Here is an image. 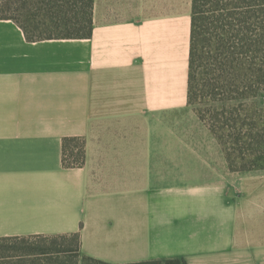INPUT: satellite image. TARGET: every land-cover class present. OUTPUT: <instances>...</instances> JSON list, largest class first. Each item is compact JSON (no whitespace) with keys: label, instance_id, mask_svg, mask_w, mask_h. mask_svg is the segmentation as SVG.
<instances>
[{"label":"crops","instance_id":"1","mask_svg":"<svg viewBox=\"0 0 264 264\" xmlns=\"http://www.w3.org/2000/svg\"><path fill=\"white\" fill-rule=\"evenodd\" d=\"M94 2L89 38L30 41L0 19V238L79 233L114 264H264V169L231 171L189 104L193 0Z\"/></svg>","mask_w":264,"mask_h":264},{"label":"trees","instance_id":"2","mask_svg":"<svg viewBox=\"0 0 264 264\" xmlns=\"http://www.w3.org/2000/svg\"><path fill=\"white\" fill-rule=\"evenodd\" d=\"M94 1L0 0V19L16 22L30 41L89 38L93 33ZM249 98L256 100L255 116L244 108ZM188 100L222 145L231 171L264 169V0H193ZM64 152L66 166L79 165L84 144L76 138H65ZM69 238L75 242L69 249L79 254L81 264H114L82 255L79 233L0 241L35 239L57 244L62 240L65 245ZM32 247L39 253L48 252L40 245ZM30 261L40 263L37 259ZM122 264L189 263L185 258H171Z\"/></svg>","mask_w":264,"mask_h":264},{"label":"rangeland","instance_id":"3","mask_svg":"<svg viewBox=\"0 0 264 264\" xmlns=\"http://www.w3.org/2000/svg\"><path fill=\"white\" fill-rule=\"evenodd\" d=\"M245 104L244 108L249 110V114H253L256 100L249 98ZM253 116H255V114H253ZM71 160L75 161L74 159ZM61 243H63L62 240H58L57 244H54L52 240H2L0 241V256L7 257L5 259H0V263L7 261L8 263H18L19 260H27L28 264H33L30 260L37 259L40 262L38 264H74L75 262L81 264L82 260L79 254L69 249L71 246L74 247L75 245L73 239H67L65 245ZM34 245L45 247L48 252L39 253L38 250H32V246ZM53 246H56L57 249L56 247L52 248ZM58 247L60 248L58 249Z\"/></svg>","mask_w":264,"mask_h":264}]
</instances>
